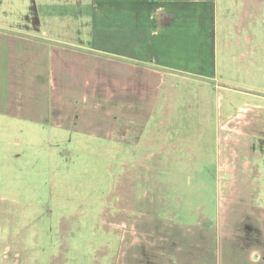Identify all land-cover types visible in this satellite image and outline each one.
Segmentation results:
<instances>
[{"label":"rangeland","instance_id":"1","mask_svg":"<svg viewBox=\"0 0 264 264\" xmlns=\"http://www.w3.org/2000/svg\"><path fill=\"white\" fill-rule=\"evenodd\" d=\"M240 5L219 25L209 78L171 90L172 135L0 139V264H252L264 240V0L243 18Z\"/></svg>","mask_w":264,"mask_h":264},{"label":"crops","instance_id":"2","mask_svg":"<svg viewBox=\"0 0 264 264\" xmlns=\"http://www.w3.org/2000/svg\"><path fill=\"white\" fill-rule=\"evenodd\" d=\"M240 3L243 18L252 0ZM230 8L231 0H0V139L48 146L63 136L172 135L171 90L186 74L209 78ZM245 119L238 132L251 125ZM249 254L264 264V240Z\"/></svg>","mask_w":264,"mask_h":264},{"label":"bare ground","instance_id":"3","mask_svg":"<svg viewBox=\"0 0 264 264\" xmlns=\"http://www.w3.org/2000/svg\"><path fill=\"white\" fill-rule=\"evenodd\" d=\"M239 119V118H238Z\"/></svg>","mask_w":264,"mask_h":264}]
</instances>
